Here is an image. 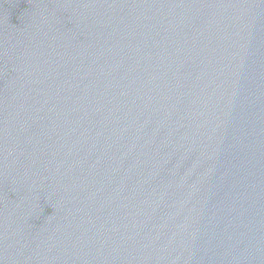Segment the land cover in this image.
<instances>
[{"label": "water", "instance_id": "95a60500", "mask_svg": "<svg viewBox=\"0 0 264 264\" xmlns=\"http://www.w3.org/2000/svg\"><path fill=\"white\" fill-rule=\"evenodd\" d=\"M0 264H264V0H133L0 174Z\"/></svg>", "mask_w": 264, "mask_h": 264}]
</instances>
